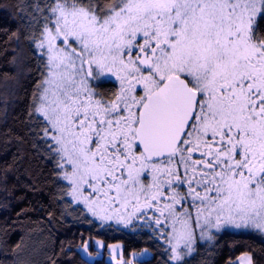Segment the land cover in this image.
<instances>
[{"label":"snow or ice","instance_id":"obj_1","mask_svg":"<svg viewBox=\"0 0 264 264\" xmlns=\"http://www.w3.org/2000/svg\"><path fill=\"white\" fill-rule=\"evenodd\" d=\"M30 8L27 38L46 59L28 117L78 204L124 224L155 209L178 261L196 226L264 239V0Z\"/></svg>","mask_w":264,"mask_h":264},{"label":"trees","instance_id":"obj_2","mask_svg":"<svg viewBox=\"0 0 264 264\" xmlns=\"http://www.w3.org/2000/svg\"><path fill=\"white\" fill-rule=\"evenodd\" d=\"M32 3L0 0V264H111L82 256L79 248L95 238L122 243L126 260L146 249L152 252L136 264H237L244 254L253 264H264V239L254 230L223 231L208 241L198 237L192 253L174 261L164 239L102 224L73 204L62 170L32 131L40 130L38 120L28 117L41 79L38 62L46 59L34 54L40 50L27 38ZM110 86L102 84L99 90L110 92Z\"/></svg>","mask_w":264,"mask_h":264},{"label":"rangeland","instance_id":"obj_3","mask_svg":"<svg viewBox=\"0 0 264 264\" xmlns=\"http://www.w3.org/2000/svg\"><path fill=\"white\" fill-rule=\"evenodd\" d=\"M113 80H114V78H113ZM67 184H68V182H67ZM69 186H70L69 197H70L71 201L73 202V204L82 206L88 212V214H90L95 220L99 221L100 223H102V224L115 223L117 225H122L123 227H130L133 224V220H134L135 216L132 218V222L130 224H124L123 222H119L116 219L101 220L100 218L93 216L92 213L88 211L87 206L83 205L82 203L78 204L72 198V196H71V185H69ZM192 212H193V215H195V209ZM167 224H168V222H167ZM202 231L205 233V235L203 237L200 235ZM223 231H229L231 233H241V232H247L248 230H245L242 228H235L232 225H222L219 230H217L215 228L209 229L207 226H205L204 229H201L198 226L195 227L196 237L197 238L199 237L200 240H203V241H208L209 235H211L213 237L215 234H219ZM171 237H172V230H171V227L168 225V232H167V236L164 238L163 245L167 249L170 250V252L173 255L174 261H176V259L174 257L173 247H172V245L175 243V241L172 240ZM91 249H93V250H91ZM79 250H80L82 256L90 262H94V261L101 259V258H106V260L108 262H110L111 264H117V260H123L124 264H136L135 260H137V261L145 260L152 255V252L150 250L146 249L140 253H133V255L131 256V260H126L124 257V247H123L122 243L106 244L103 239H99V238L88 240L84 245H82L79 248ZM177 251H179L181 256L183 255L184 252L185 253H192V251L189 252L187 247L184 245H181V247ZM248 257H251V255L250 254L241 255L237 259V264H243V261L246 260ZM251 259H252V257H251Z\"/></svg>","mask_w":264,"mask_h":264},{"label":"flooded vegetation","instance_id":"obj_4","mask_svg":"<svg viewBox=\"0 0 264 264\" xmlns=\"http://www.w3.org/2000/svg\"><path fill=\"white\" fill-rule=\"evenodd\" d=\"M110 87L113 90L114 85L111 84ZM98 91L104 93L105 95H108L111 92V91L104 92L99 89ZM194 209L195 208L193 207L190 210L193 211ZM158 216H159V213L155 212V209H145L144 212L138 213L134 217L133 224L130 227L140 231L141 233H145L149 235L150 237L162 240L167 236L168 224H167V221H165V223L163 224L156 225L155 220ZM119 226H122V225H119Z\"/></svg>","mask_w":264,"mask_h":264}]
</instances>
